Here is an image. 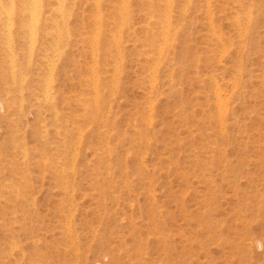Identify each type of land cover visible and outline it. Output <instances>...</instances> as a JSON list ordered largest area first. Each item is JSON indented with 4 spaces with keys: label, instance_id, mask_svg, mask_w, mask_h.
Segmentation results:
<instances>
[{
    "label": "rangeland",
    "instance_id": "1",
    "mask_svg": "<svg viewBox=\"0 0 264 264\" xmlns=\"http://www.w3.org/2000/svg\"><path fill=\"white\" fill-rule=\"evenodd\" d=\"M20 1L0 264H264V0Z\"/></svg>",
    "mask_w": 264,
    "mask_h": 264
},
{
    "label": "bare ground",
    "instance_id": "2",
    "mask_svg": "<svg viewBox=\"0 0 264 264\" xmlns=\"http://www.w3.org/2000/svg\"><path fill=\"white\" fill-rule=\"evenodd\" d=\"M8 1H10V0H6L5 2H4V0H0V10H4V11H5V7H6V5L8 4ZM11 1H12V0H11ZM24 1H25V0H21V1H20V7H19V9H18V10H19L18 12H19V15H20V19H21V20H23V18L27 19V18L30 16L29 14H31L30 11L27 12V9L30 10L29 8H30L31 6H30L29 8H26V4H25ZM32 1H33V3H34L35 0H32ZM37 1H38V0H36V3H37ZM97 1H98V0H97ZM123 1H124V0H123ZM125 1H126V0H125ZM167 1H170V0H167ZM189 1H190V0H189ZM189 1H188V2H189ZM22 2H24V3H22ZM38 2H39V1H38ZM42 2H43V1H42ZM246 2H247V1H246ZM9 3H10V2H9ZM13 3H14V2H13ZM29 3H30V2H29ZM39 3H40V2H39ZM238 3H239V2H238ZM240 3H241V2H240ZM10 4H11V3H10ZM13 5H15V4H13ZM31 5H33V4H31ZM61 5H62V3H61ZM11 6H12V5H11ZM11 6H10V8H11ZM34 6H35V4H34ZM58 6H60V4H59ZM97 6H98V5H97ZM8 7H9V6H8ZM8 7H7V8H8ZM27 7H28V6H27ZM10 8H9V10H12V9L14 10L13 6H12V9H10ZM59 8H60V7H59ZM96 8H97V7H96ZM125 8H126V6L124 7V9H125ZM169 8H170V7H169ZM249 8H250V7H249ZM24 9H25L26 11H25ZM33 9H34V8H33ZM60 9H62V8H60ZM99 9H100V8H99ZM120 9H121V7H120ZM208 9H209V8H208ZM167 10H168V8H167ZM170 10H171V9H170ZM34 11H37V9L34 10ZM209 11H210V10H209ZM60 12H61V11H60ZM124 12H125V11H124ZM5 13H6V12H5ZM28 13H29V14H28ZM33 13H34V12L32 11V14H33ZM122 13H123V11H122ZM208 13H209V12H208ZM246 13H248V12H246ZM61 14H62V13H61ZM238 14H239V13H238ZM238 14H236V15H238ZM249 14H250V13H249ZM33 15H34V14H33ZM2 16H3V15H2ZM6 16H7V20H8L7 22L10 23V24L12 25V24L14 23V21H15V20H13L12 15L6 13ZM34 16H36V15H34ZM165 16H166V15H165ZM211 16H212V15H211ZM246 16H247L246 18H250V16H249V17H248V15H246ZM15 17H16V16H15ZM31 17H33V16L31 15ZM31 17H30V18H31ZM61 17H62V15H61ZM167 17H168V16H167ZM167 17H166V18H167ZM209 17H210V16H209ZM36 18H38V17H36ZM40 18H41V17H40ZM210 18H211V17H210ZM25 19H24V20H25ZM62 19H63V18H62ZM32 20H35V18L33 17ZM32 20H31V21H32ZM53 20H54V19H53ZM166 20H167V19H166ZM210 20H211V19H210ZM236 20H237V19H236ZM31 21H29V22H31ZM248 21H250V19H249ZM34 22H36V20H35ZM34 22H33V23H34ZM37 23H38V22H37ZM238 23H239V21H238ZM24 24H25V23H24ZM56 24H57V23H56ZM247 24H248V23H247ZM11 25H10V26H11ZM31 25H32V22H31L30 26H31ZM35 25H36V24H35ZM8 26H9V25H7V28H8ZM33 26H34V25H33ZM36 26H38V24H37ZM210 26H211V25H210ZM212 26H213V25H212ZM245 26H246V25H245ZM239 27H240V25H239ZM165 28H166V27H165ZM167 28H168V25H167ZM169 28H171V27H169ZM212 28H213V27H212ZM245 28H246V30H247V26H246ZM9 29H10V28H9ZM67 29H68V28H67ZM120 29H121V28H120ZM10 30H11V29H10ZM28 30H29V29H28ZM167 30H168V29H167ZM176 30H177V29H176ZM246 30H245V32H246ZM7 31H8V30H7ZM29 31H30V30H29ZM25 32H26V31H25ZM164 32H166V31H164ZM167 32H168V31H167ZM93 33H94V32H93ZM30 34H33V33H30ZM30 34H29V35H30ZM46 34H47V33H46ZM78 34H79V33H78ZM84 34H85V33H84ZM118 34H120V33H118ZM7 35H8V34H7ZM96 35H97V32H96ZM167 35H168V33H167ZM242 35H243V34H242ZM10 36H11V35H10ZM10 36L8 35V37H10ZM69 36H70V35H69ZM97 36H98V35H97ZM119 36H120V35H119ZM6 37H7V36H6ZM32 37H33V36H32ZM34 37H35V35H34ZM165 37H166V36H165ZM217 37H218V36H217ZM241 37H242V36H241ZM30 38H31V36H30ZM93 38H94V37H93ZM8 39H9V38H8ZM164 39H165V38H164ZM166 39H167V38H166ZM166 39H165V40H166ZM33 40H34V38H33ZM60 40H61V39H60ZM60 40H59V41H60ZM95 40H96V39H95ZM9 41H12V37H11V39H9ZM30 41H31V39H30ZM7 42H8V41H7ZM221 42H222V41H221ZM9 43H11V42H9ZM33 43H34V42H33ZM117 43H118V42H117ZM117 43H116V44H117ZM166 43H167V41H166ZM171 43H172V42H171ZM230 43H231V41H230ZM7 44H8V43H7ZM222 45H224V44H222ZM33 46H34V45H33ZM30 47H31V46H30V44H29V50H31ZM225 47H226V46H225ZM225 47H224V48H225ZM11 48H12V47H11ZM11 50H13V49H11ZM32 50H33V48H32ZM60 51H62V50H60ZM158 51H159V50H158ZM29 52H30V51H29ZM47 52H48V51H47ZM31 53H32V52H31ZM57 53H58V52H57ZM57 53H56V54L54 53V54L57 55ZM158 53H159V52H158ZM34 54H35V53H34ZM46 54H47V53H46ZM159 54H160V53H159ZM15 56H16V55H15ZM15 56H14V57H15ZM30 56H32V55H30ZM30 56H29V57H30ZM48 56H49V55H48ZM93 56H94V55H93ZM159 56H160V55H159ZM57 57H58V56H57ZM57 57H56V58H57ZM44 58H45V57H44ZM97 58H98V57H97ZM30 59H31V57H30ZM49 59H50V58H49ZM54 59H55V58H54ZM3 60H4V59H3ZM11 60H12V59H11ZM27 60H28V59H27ZM51 60H53V58H51ZM57 60H58V59H57ZM95 60H96V59H95ZM39 62H40V61H39ZM28 63H29V62H28ZM54 63H55V62H54ZM158 63H159V62H158ZM46 64H47V63H46ZM48 64H49V63H48ZM48 64H47V66H48ZM52 64H53V63H52ZM52 64H49V65H52ZM156 65H157V64H156ZM11 66H12V65H11ZM53 66H54V65H53ZM90 66H91V65H90ZM94 66H96V65H94ZM12 67H13V66H12ZM20 67H21V66H20ZM48 67H49V66H48ZM50 67H52V66H50ZM13 68H14V67H13ZM54 68H55V67H54ZM91 68H92V67H91ZM49 69H50V68H49ZM92 69H94V68H92ZM95 70H96V68H95ZM51 71H53V70H51ZM13 72H14V71H13ZM51 73H52V72H51ZM51 75H52V74H51ZM95 75H96V74H95ZM13 76H14V74H13ZM48 76H49V75H48ZM21 77H22V75H21ZM95 77H96V76H95ZM46 79H47V78H46ZM22 81H23V80H22ZM47 81H48V79H47ZM49 81H50V80H49ZM51 81H52V80H51ZM45 82H46V81H45ZM45 82H44V83H45ZM21 83H24V82H21ZM95 83H97V82L95 81ZM46 84H49V82H47ZM50 85H51V84H50ZM50 85H49V86H50ZM45 87H46V86H45ZM234 87H235V86H234ZM48 88H49V87H48ZM97 88H98V86H97ZM97 88H96V90H97ZM235 88H236V87H235ZM45 90L47 91V88H45ZM20 91H22V90H20ZM52 91H53V90H52ZM219 91H220V90H219ZM95 92H96V91H95ZM95 95H96V94H95ZM112 95H113V94H112ZM98 96H99V95H98V93H97V97H98ZM222 96H223V95H222ZM222 96L219 95L220 100H222V99H221ZM216 100H217V99H216ZM220 100H219V103H220ZM21 101H22V100H21ZM95 101L97 102V99H96ZM20 103H21V102H20ZM219 103H218V104H219ZM215 104H217V101H216ZM1 105H2V104H1ZM95 105H96V104H95ZM97 105L99 106V104H97ZM220 105H223V104H220ZM220 105H216V106H220ZM2 108H3V107H2ZM222 108H224V105H223ZM219 109H220V108H219ZM97 110H99V109H97ZM221 110H223V109H221ZM224 110H225V108H224ZM224 110H223V111H224ZM219 111H220V110H219ZM223 111H222V112H223ZM222 112L220 111L219 113L221 114ZM34 113H35V112H34ZM98 113H99V112H98ZM223 114H224V112H223ZM220 116H221V115H220ZM222 117H223V116H222ZM55 119H56V118H55ZM222 119H223V118H222ZM221 122H223V121H221ZM221 122H220V124H221ZM222 125H223V124H222ZM221 127H222V126H221ZM222 128H223V127H222ZM78 140H80V139H78ZM13 149H14V148H13ZM25 150H26V149H25ZM76 152H77V150H76ZM74 154H75V153H74ZM25 156H27V155H25ZM74 156H75V155H74ZM73 159H74V158H73ZM73 164H74V163H73ZM109 172H110V171H109ZM12 242H13V241H12Z\"/></svg>",
    "mask_w": 264,
    "mask_h": 264
}]
</instances>
